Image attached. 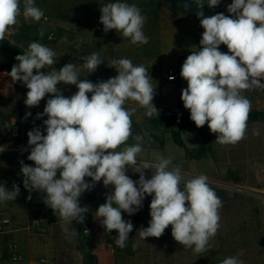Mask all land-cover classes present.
I'll return each mask as SVG.
<instances>
[{
	"label": "clouds",
	"instance_id": "clouds-1",
	"mask_svg": "<svg viewBox=\"0 0 264 264\" xmlns=\"http://www.w3.org/2000/svg\"><path fill=\"white\" fill-rule=\"evenodd\" d=\"M194 3L199 7L196 15L204 31L198 50L191 51L183 62L180 75L187 87L182 89L181 100L197 128L207 124L216 134L217 143L234 145L245 137L252 107L243 91L264 89V0H232L227 6L228 16H206L203 0ZM220 3L207 0L209 8ZM184 7L189 5L185 3ZM100 12L105 32L116 30L133 45L148 43L143 32L146 17L136 5L108 3L101 6ZM21 15L25 21L39 22L44 12L35 0H23V11L21 0H0V40ZM222 44L227 46V53L219 50ZM15 59L18 63L8 76L13 84L22 82L27 87L25 105L36 107L46 95L51 96L36 116L47 117L43 120L46 134L40 127L27 133L31 148L27 159L35 166L21 161V173L29 193H45L44 203L55 215L58 213L68 223L82 224L89 208L80 206V197L102 181L113 191L95 213L105 230H116L114 240L119 248L127 246L133 231L132 222L122 213L135 214L145 197L151 196V219L148 227L140 228V239L159 238L171 225V235L180 245L196 254L210 250L209 241L220 228L223 202L210 187L208 177L186 176L179 167H170L171 158L160 154H154L152 160L142 159V136H135L134 144L127 143L133 136L131 117L137 111L125 107L128 101L144 108L148 117L159 114L153 104L155 88L145 66L134 65L128 58L112 60L111 67L118 75L93 83L81 79L79 73H93L103 63L97 52L84 57L80 68L68 63L59 71L47 73L41 70L56 62V53L39 42H31L28 50ZM174 79L169 76V80ZM59 83L75 85L78 91L66 97L58 90ZM30 115L26 113V117ZM2 151L4 146H0ZM129 168L140 174L137 181L127 175ZM145 170H151L148 179ZM85 178H91V183ZM19 192L18 185L8 190L0 184V203L15 200ZM27 198L31 200V194ZM238 256L227 257L221 264H243Z\"/></svg>",
	"mask_w": 264,
	"mask_h": 264
},
{
	"label": "rangeland",
	"instance_id": "rangeland-1",
	"mask_svg": "<svg viewBox=\"0 0 264 264\" xmlns=\"http://www.w3.org/2000/svg\"><path fill=\"white\" fill-rule=\"evenodd\" d=\"M115 2L134 4L141 10V14L146 17L143 32L148 37L147 44L133 45L129 38L123 37L116 30L104 31V26L100 23V8ZM231 2L232 0H223L215 14L230 15L227 6ZM35 5L44 12V17L39 22L25 21L23 15L18 18V23L0 40V65L8 64L12 68L18 63L15 57L26 52L29 44L36 41L56 53V62L41 70L45 73L54 69L59 71L68 63L80 68L85 62L84 57L93 52L99 53L103 63L93 73L89 74L87 70L79 73L81 79L93 83L107 81L118 75V71L111 67L112 60L128 58L134 65L145 66L155 88L153 104L159 114L148 117L144 108L136 102L128 101L125 107L136 108L137 111L131 117L133 136L127 143L134 144V137L142 136V159L152 160L154 154H160L171 158L170 167H179L186 176L206 175L210 187L223 202L219 210L220 228L209 241L210 250L196 254L191 248H186L174 240L171 225L159 238L140 239V228L148 227L151 219L149 205L152 197L146 196L142 208L135 214L129 216L122 213L123 218L133 224L126 247H117L114 239L118 233L116 230L111 231L116 234L109 246L114 256V264H221L223 259L238 256L239 253H242L238 258L243 264H264V118L247 121L245 137L234 145L217 143L216 134L210 131L207 124L197 129H182L179 131L180 139L185 149L190 152L189 155L185 154L184 148L173 142L171 133L177 128L170 126L166 120L173 116L166 114L167 110L172 113L179 110L181 117L184 114L190 115L181 100V92L187 87V81L183 78L169 80L165 73L168 69H175L180 73L187 56L200 47L199 41L204 31L200 20L190 19L170 10L165 0H35ZM219 50L228 52L227 46L223 44ZM10 84L12 87L9 88ZM57 88L66 97L78 91L75 85L64 83H59ZM242 94L250 100L251 111L264 113V89L243 91ZM88 95L90 98L91 93ZM25 99L26 96L21 102V113L30 124L26 133L34 127H40L42 133L46 134L44 126L39 124L40 119L36 116L43 112L47 100H41L38 106L28 108L24 103ZM15 100L11 78L6 72H0V144L10 142L16 137L15 132H9L15 123ZM29 112L31 115L26 117ZM202 145L204 155L198 157L196 151ZM127 175L137 181L140 174L129 168ZM150 177L151 170H145V178ZM85 179L91 183V178ZM233 179L238 181L237 184L232 182ZM111 191V187L106 188L100 181L86 191L82 199L86 207L90 203L101 205L106 202V195ZM32 216L41 219L37 221L38 230L52 231L56 241L54 246L57 245L58 248L57 252L46 253L42 249L36 253L33 261L37 264H41V260L44 261L43 264H87L84 256H96L90 250H85L88 248V235H92L99 245L107 244L108 231L100 223V217H94V231L84 234L82 227L87 225L85 221L82 224L77 221L68 223L58 213L55 215L50 207L33 211ZM74 231L76 234L71 235ZM16 262L23 264L24 259Z\"/></svg>",
	"mask_w": 264,
	"mask_h": 264
},
{
	"label": "crops",
	"instance_id": "crops-1",
	"mask_svg": "<svg viewBox=\"0 0 264 264\" xmlns=\"http://www.w3.org/2000/svg\"><path fill=\"white\" fill-rule=\"evenodd\" d=\"M5 83L4 81H2ZM4 146V151L0 152V184H3L8 190H12L14 181L20 176L21 161L29 166H35L34 162L27 163L26 158L30 154L31 148L28 145L20 144L11 146L10 144H0ZM59 175V173H58ZM20 192L15 200L0 203V220L6 219L7 222L2 225V234L0 236V264L10 262V247L16 251L18 259H24L23 264H37L33 261L36 253L42 249L46 253L57 252L58 248L54 246L55 239L51 230L40 231L36 228L37 221L30 220L29 208L32 211L43 210L48 206L44 203L45 193L33 191L29 193L24 187L19 186ZM31 194V200L27 197ZM100 203H90L89 211L85 213V222L89 231H94V217ZM55 224V223H51ZM35 225V226H34ZM87 234V233H86ZM88 248L85 250L96 254L98 264H114V256L105 243L97 244L92 235L86 236ZM48 243V244H47ZM19 262V261H18ZM18 264V263H17Z\"/></svg>",
	"mask_w": 264,
	"mask_h": 264
},
{
	"label": "trees",
	"instance_id": "trees-1",
	"mask_svg": "<svg viewBox=\"0 0 264 264\" xmlns=\"http://www.w3.org/2000/svg\"><path fill=\"white\" fill-rule=\"evenodd\" d=\"M167 2V5L169 7L170 10L174 11V12H178L190 19H194V20H200L198 18V16L196 15V13L199 11V7L196 3H194V0H165ZM203 2L205 3L203 6L202 11L204 12V14L206 16H211L213 14H215L216 12H218L223 0H221V3L219 4V6L214 7V8H209L207 5V0H203ZM187 3L189 5V8H185L184 4ZM11 71V67L8 64H1L0 65V72H6L8 74V72ZM35 74V72H34ZM10 77V76H9ZM11 78V77H10ZM14 86V90H15V95H16V100H15V107H16V113L14 115V119H15V123L13 124V126L10 129V133H14V135H16L15 139H13L10 142H7L6 144H10L11 146H18L20 144H24V145H28V141H27V130L29 128V123L24 120L23 115L21 113V102L23 97L26 96V93L28 91L27 87L22 83V82H15L13 84ZM51 98L50 95H46L44 99L42 100H47ZM12 102H14L13 100H11ZM264 118V113L261 112H255V111H250L249 114V119L248 122H253V121H258L260 119ZM168 124L172 127L177 128V130L172 131L171 136H172V140L173 142L181 147L184 148L185 150V154L189 155L190 152L185 149L183 142L180 139V135H179V131L182 129H188V128H196V125L194 124V122L190 119V115L189 114H184L182 117H180L179 119H177L175 116H171V117H167L166 118ZM26 138V139H24ZM203 145L201 147H199V149H197V156L201 157L204 155V151H202ZM26 162L27 163H32V161L28 160L26 158ZM233 183L237 184V180L233 179L232 181ZM83 196L80 197V206L81 207H86V203L83 201ZM33 211L31 210V207L29 208V219H36V216H32ZM113 233H109L107 234V238H106V243L111 244V239H110V235ZM84 261L87 264H98V259L96 256L92 255V254H88L86 256H84Z\"/></svg>",
	"mask_w": 264,
	"mask_h": 264
},
{
	"label": "built area",
	"instance_id": "built-area-1",
	"mask_svg": "<svg viewBox=\"0 0 264 264\" xmlns=\"http://www.w3.org/2000/svg\"><path fill=\"white\" fill-rule=\"evenodd\" d=\"M169 76H174V77H175L174 80H180V79L182 78L181 75H180V73H179L177 70H175V69H168V70L166 71V73H165V77L169 79ZM166 114H168V115L172 114V115L175 116L177 119L180 118L181 115H182L181 111H179V110H175V111H173V113H172L171 110H167V111H166ZM44 119H47V117L45 116V117H43V119H40V121H39V124H40L41 126H44V125H43V120H44ZM14 184H15V185H18V186H22V187H24V185H23V175H22V174H20V176L14 181ZM6 222H7L6 219H2V220H0V236H1V234H2V225H3L4 223H6ZM82 232H83L84 234L88 233V227H87V225H83V227H82ZM115 237H116V234H115V233H113V234L110 235V239H111V240H113ZM107 246L109 247L110 244H107ZM9 260L12 261V262H16V261L18 260V256H17V254H16V251L14 250V248H13L12 246L10 247V256H9ZM43 263H44V261L41 260V264H43Z\"/></svg>",
	"mask_w": 264,
	"mask_h": 264
}]
</instances>
